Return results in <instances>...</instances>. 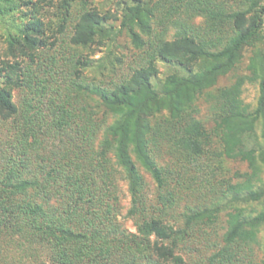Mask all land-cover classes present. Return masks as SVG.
<instances>
[{"label": "trees", "instance_id": "trees-1", "mask_svg": "<svg viewBox=\"0 0 264 264\" xmlns=\"http://www.w3.org/2000/svg\"><path fill=\"white\" fill-rule=\"evenodd\" d=\"M50 1L0 0V23L6 22L7 28L5 45L0 46L3 120L19 114L12 91L31 87L25 61L43 57L52 66L58 61L44 49L54 46L56 34L68 26L75 0H58L54 32L43 19ZM106 1L115 4L117 14L102 13L82 0L72 17V53L59 56L69 65L68 76L76 78L61 80L65 99L49 107L53 118L46 131L55 128L67 138L52 152L53 164L32 158L35 153L39 157L44 140L38 131L46 125L31 126L35 98L24 101L14 139L4 149L9 156L0 157V233H19L30 245L43 243L51 264H185L177 252L180 244L192 230L217 222L224 212L218 249L204 264H264V0H246V7L235 10V0ZM196 17L202 24L193 23ZM168 24L175 28L170 39L165 36ZM120 36L143 50V63L107 85L87 82L81 70L103 75L122 61ZM99 47L104 51L93 61L76 51ZM248 47V74L213 93L218 78L237 67ZM244 80L258 84L253 109L239 97ZM38 83L30 90L39 99L45 88L41 79ZM73 91L92 103L72 105ZM200 98L212 101L205 119L195 116ZM106 116L112 118L107 124ZM213 135L220 146L217 152ZM161 141L176 167L156 162L150 145ZM214 156L240 161L246 169L226 176L222 167L213 165ZM138 166L159 190L163 207L157 214L148 213L143 201ZM117 172L126 182L134 232L116 220ZM185 178L189 189L207 188L213 198L219 196L210 205L182 213L183 225L175 226L161 214L172 206V192ZM256 246L262 253L259 261L253 257Z\"/></svg>", "mask_w": 264, "mask_h": 264}, {"label": "rangeland", "instance_id": "rangeland-1", "mask_svg": "<svg viewBox=\"0 0 264 264\" xmlns=\"http://www.w3.org/2000/svg\"><path fill=\"white\" fill-rule=\"evenodd\" d=\"M81 5L82 0H75L73 2V6L70 10V21L68 23V26L63 33L56 34L58 38L54 46H50V48L44 49L46 56H56V59L58 60L57 63L52 66V64H50L47 59L44 60L43 57L39 59L35 58L33 62L25 61L27 64H29L30 69V72L27 74H29L30 78L32 79L30 88H37L39 79H41L42 83L44 84V94L41 98H39L42 103L38 99V96L35 95V93L32 92L28 86L23 85L20 88H16L12 91V100L18 106L19 114L15 117V119L10 118L7 120H3L0 117V157L2 154H4L5 157L9 156L7 154L10 151L8 150L7 152H5L4 149L9 148L12 140L14 139L15 132L17 131L15 123L20 119V113L23 110L24 101L30 97L35 98L32 101L35 107H32V109L29 111V114L34 116L31 126L37 129L38 125L36 124L46 125L44 129L42 127V130L38 131V138L40 140H44L40 148L37 150V154L39 157L36 158L35 153L33 154L32 158L39 163L53 164L52 161L55 158L52 152L59 150L63 146V144H66L67 138L59 133L54 132L56 130L55 128H53L54 131L48 130L51 131L49 133L46 131V129L47 127L49 128V125L51 124L53 118L49 107H54V105L61 104L65 99L63 95L66 96V94H64V92L66 91H62L61 80H70L72 78H76L75 75L68 76V72L70 70L69 65H64L59 56L62 54H64L65 56H69L72 53L71 49H69L72 44L70 43V45H68L69 38L72 33V17H76V13L80 11ZM86 6L95 7L98 10L102 11V13L111 12L117 14L118 12L116 10L115 4L109 3L106 0H87ZM246 6V0H235V2L233 3V10L237 8L241 9ZM44 10V14L46 13V16L43 17L44 22L49 23L51 30H53L54 32L57 27V16L55 13L58 12V0H51L50 3L47 4V6H44ZM201 22V18L196 17L193 23L195 25H200L202 24ZM153 27L155 28V31H160V27H158L156 24H154ZM6 30V22L0 23V46L2 47L5 45L4 38ZM174 31L175 28L172 25L168 24L165 32L166 38H172ZM46 32H48V34H51L52 36V32H49V30H47ZM52 39L53 37H50L49 40ZM119 42L125 47V49L122 50V61L118 64H115L113 68L106 69L103 72V75H99L97 73H94L93 71H89L88 69L81 70V76L87 82L103 83L104 85H107L110 82L119 80L124 75L129 73L132 68L138 67L143 63V50L133 47L129 43L128 39L125 38V36H120ZM76 51H80V54L83 55L82 57L90 58L89 60L93 61L103 53L104 48L99 47L95 50H90L87 48H77ZM251 51V47H248L247 50L243 52V56L239 60L237 67L227 75L220 76L218 78L215 87L212 88L213 93L217 92V87L229 86L235 81L236 77L248 74L249 71L247 70V64L248 58L251 55ZM48 66H50L51 68L48 69ZM159 68L160 70L162 69L161 65H159ZM46 80H48L47 83ZM71 93L73 95L76 94L74 91ZM239 97L242 104H245L248 109H253L256 105V100L258 97L257 81L244 80L240 86ZM85 101L92 103V101L88 98L77 94L75 95V98L72 97L70 99V102H72V105L74 106L83 105ZM37 104L39 108L38 110ZM211 104L212 101L200 98L197 102L198 111L195 113V116L201 119L207 118L212 111ZM111 120L112 118L110 116H106V124ZM211 125V123H207V127H210ZM212 139L213 151L217 152L220 149V146L217 143V138L213 135ZM166 145L167 144L165 141L157 143L155 146L156 148L153 145H150V147L154 150V158L160 166H169L170 168L176 167L171 163V157H169L167 151H165L167 149ZM212 162L213 165L215 163V167L218 165L219 168L222 167V169L225 170L226 176L231 175L234 171H243L246 169L244 163L236 160H230L221 156H214L212 158ZM138 168L144 181L141 195L143 196V201L145 202L147 211H149L148 213H152L154 211V213L157 214L163 207V204L157 199L159 190L150 174L141 166H138ZM115 185V191L118 195L116 220L118 221L122 229L134 232V218L127 214V210L130 206V198L126 190V182L122 178V174H120L119 172L115 174ZM176 187L179 188L175 189L172 192V206L166 210L164 209V212L161 214V216L164 217L165 220L169 222H175V226L183 225L182 213H189V210L194 207L210 205L212 203L211 199L216 200L219 196L217 193L213 198L212 196H214V193L208 192L207 188H200V190L198 188H195L194 191V188L190 186L191 188L189 189V183L187 182L186 178L184 182H179V185H177ZM225 220V214L224 212H221L218 216L217 222L209 225H204L199 228V230H192L191 235L188 236V239L180 244L181 249L177 250V252L183 256L185 264L206 263V258L212 253L216 252V250L218 249L217 243H219L221 233L224 230ZM22 237L23 235L19 233L13 235H10L9 233L6 234L5 232L0 233V264H36L38 262L51 264L50 260L48 259V251L43 243L36 242L30 245L26 241H23ZM253 257L255 261H259L262 258V253L257 246L254 249Z\"/></svg>", "mask_w": 264, "mask_h": 264}]
</instances>
